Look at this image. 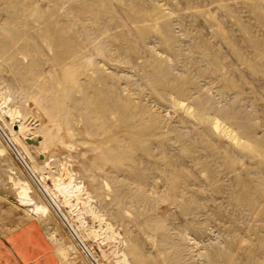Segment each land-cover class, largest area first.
<instances>
[{
    "label": "rangeland",
    "instance_id": "1",
    "mask_svg": "<svg viewBox=\"0 0 264 264\" xmlns=\"http://www.w3.org/2000/svg\"><path fill=\"white\" fill-rule=\"evenodd\" d=\"M0 115L101 264H264V0H0ZM2 131L0 235L91 264Z\"/></svg>",
    "mask_w": 264,
    "mask_h": 264
},
{
    "label": "bare ground",
    "instance_id": "2",
    "mask_svg": "<svg viewBox=\"0 0 264 264\" xmlns=\"http://www.w3.org/2000/svg\"><path fill=\"white\" fill-rule=\"evenodd\" d=\"M10 114H13V113L11 112ZM1 124H3V123H1ZM0 130L5 131L6 129L3 127V125H1ZM10 131H11V134H13V136H11V137L8 136L10 138V140L8 139L7 135L3 131H2L1 135L6 140L5 143H6L7 147L11 151L13 150L12 153L13 154L15 153L14 155L17 157L19 162L23 165V163L21 162V160L19 159V157L17 156V153L15 152V150L13 148H17V145L20 144L22 146V148L24 149V151L28 154V156L31 157V155L29 154L30 152H28V149L26 148V146L24 144H22V142H20L19 137H18V133H17L19 131L16 132V131L12 130V128ZM20 131H21V128H20ZM9 135H10V133H9ZM24 160H25V158H24ZM31 160H32V158H31ZM29 165L30 166H28V167L30 168L31 172L35 175V177H33L31 172H29L24 165H23V167L25 168L27 173L32 177V179L38 183L37 184L32 180L34 182V184L36 185V187L40 188V192L42 193V195L44 197L46 196L45 193H47L51 197V199L55 202V204L59 207L60 211L63 213V215L66 218V220L68 221L69 225L75 231L79 240L85 242V244L88 246L87 249H89V252L97 260V262L99 264H101V262L99 261V259L95 255L96 253L90 247L89 243H87V237L89 234H92L94 236V238L97 237V235L94 234L92 231H88L85 228L82 231L80 230V227L84 226L86 220H84V218L82 217V216H84V215H82V213H83L82 210L78 209L79 205L78 204L74 205V203H73L74 201L81 202L80 196L82 195V190L80 189L79 185L74 184L73 181L71 180V178H70V180H65L62 175H58L55 178L51 179L49 177V174L48 173L46 174L42 167L39 168V167H37L36 164L32 165V163ZM38 171H41L42 173H39ZM13 184L17 185L19 187V196L21 197L20 199L18 198L19 202H21V204L24 206L30 207L31 208L30 210L33 213L45 214V213H48L49 211H53L59 217V214L57 213V211L55 210V208L51 204L50 200L48 198H46L47 196L45 198H46V200H48L50 202L49 206L47 204L33 202L32 199L30 198V194H29L31 187L27 182L18 181V182H14ZM26 203H27V205H26ZM67 208H72L73 212L72 211H66ZM60 219L63 222L64 226L66 227L67 231L69 232L70 236L73 239L72 244L70 243V248L76 252L78 251L79 253L83 254V256L88 260V262H90L92 264L91 259H89L90 256L87 254V252L85 250H83L84 248L81 247V243L79 242L77 237L69 229L67 224L61 218V216H60ZM85 231H86V233H85Z\"/></svg>",
    "mask_w": 264,
    "mask_h": 264
},
{
    "label": "crops",
    "instance_id": "3",
    "mask_svg": "<svg viewBox=\"0 0 264 264\" xmlns=\"http://www.w3.org/2000/svg\"><path fill=\"white\" fill-rule=\"evenodd\" d=\"M0 264H61L40 227L33 222L0 235Z\"/></svg>",
    "mask_w": 264,
    "mask_h": 264
},
{
    "label": "water",
    "instance_id": "4",
    "mask_svg": "<svg viewBox=\"0 0 264 264\" xmlns=\"http://www.w3.org/2000/svg\"><path fill=\"white\" fill-rule=\"evenodd\" d=\"M37 139L34 141H30L27 140V143H36ZM15 150V152L17 153V156L19 157V159L21 160V162L23 163V165L27 168V170L29 172H31L30 168L28 167L27 162L24 160V158L21 156L20 152L16 149L13 148ZM31 174L33 175V177H35V175L31 172ZM45 195L47 196V198L50 200L51 204L53 205V207L55 208V210L57 211V213L59 214V216H61V218L64 220V222L67 224V226L69 227V229L73 232V234L77 237L75 231L73 230V228L69 225L68 221L66 220V218L64 217L63 213L60 211L59 207L55 204V202L51 199V197L45 193ZM77 239L79 240V238L77 237ZM79 242L81 243V245L83 246V248L85 249V251L87 252V254L91 257V260L93 261L94 264H98L96 262V260L93 258L92 254L89 252V250L85 247V245L83 244L82 241L79 240Z\"/></svg>",
    "mask_w": 264,
    "mask_h": 264
}]
</instances>
